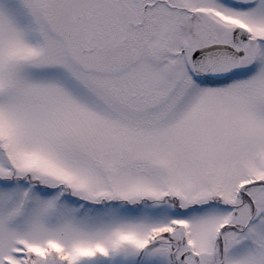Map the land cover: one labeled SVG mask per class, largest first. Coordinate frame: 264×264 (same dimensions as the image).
I'll list each match as a JSON object with an SVG mask.
<instances>
[{"label": "snow or ice", "instance_id": "1", "mask_svg": "<svg viewBox=\"0 0 264 264\" xmlns=\"http://www.w3.org/2000/svg\"><path fill=\"white\" fill-rule=\"evenodd\" d=\"M0 264H264V0H0Z\"/></svg>", "mask_w": 264, "mask_h": 264}]
</instances>
